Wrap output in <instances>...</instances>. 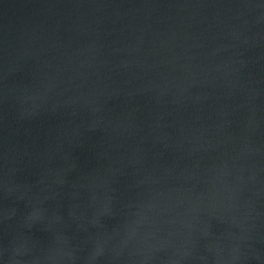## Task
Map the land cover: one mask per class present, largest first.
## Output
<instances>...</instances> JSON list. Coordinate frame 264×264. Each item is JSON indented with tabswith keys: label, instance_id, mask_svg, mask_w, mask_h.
I'll return each mask as SVG.
<instances>
[{
	"label": "water",
	"instance_id": "1",
	"mask_svg": "<svg viewBox=\"0 0 264 264\" xmlns=\"http://www.w3.org/2000/svg\"><path fill=\"white\" fill-rule=\"evenodd\" d=\"M0 264H264V0H0Z\"/></svg>",
	"mask_w": 264,
	"mask_h": 264
}]
</instances>
